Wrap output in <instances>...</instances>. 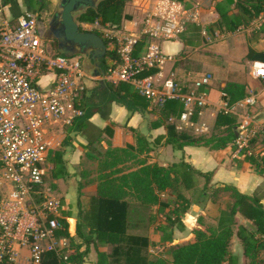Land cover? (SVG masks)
Wrapping results in <instances>:
<instances>
[{
	"label": "crops",
	"instance_id": "0c3cea01",
	"mask_svg": "<svg viewBox=\"0 0 264 264\" xmlns=\"http://www.w3.org/2000/svg\"><path fill=\"white\" fill-rule=\"evenodd\" d=\"M5 2L0 9V23L4 19H15L24 12L35 13L36 8L43 7V2L60 0ZM219 2L230 6L228 15L235 21L240 22L246 18L243 8L247 7L248 0H215L212 6L201 9L198 23L187 24L184 32L175 40L161 44L162 52L171 58L163 68L164 76L172 75L185 85L205 74L212 76L209 86L205 88L209 105L201 117L206 125L202 134L192 135L176 130L174 122L170 120L176 116L170 115L167 120L164 119L161 107L154 102H150L143 113L129 112L113 102H106L103 97L105 85H97L101 79L96 74L103 71L102 67L109 68L112 65L114 59L109 58L105 59L104 64L103 59L96 62L87 60L89 68L83 69L86 79L81 105L86 113L85 127L69 135V127L65 134H62L63 128L53 131L55 146L48 151L45 163L47 176H50L55 186L54 196L60 199L63 206L62 215L67 219L69 237L75 236L79 214L87 210L89 199L97 193L100 174L110 175V180L119 183L123 175L137 172L144 166L156 165L165 169L177 166L178 171L183 172L184 166L181 164L201 174H184L186 179L183 182L176 183L174 188L158 195L157 205L141 204L130 189L123 187L120 201L103 207V216L106 215L107 221H112L125 236L121 243L122 251L115 258L117 264H124L126 256L137 250V255L148 262L159 258L170 261L171 248L193 242L195 229L206 231L207 228H212L217 231L229 227L232 231L229 244L231 255L237 259L238 264L249 263L237 231L240 226L254 230L252 222L245 220L237 212L229 194L221 193L213 201L211 192L231 186L242 195L257 197L264 208V169L253 159L233 157V142L244 116L247 114L264 124V79L254 77L251 67L253 62L264 63V60H251L247 57L249 51L254 56H264V25L260 29H254L251 18L245 20L236 31H225L220 26V17L215 10ZM141 4V0L126 2V18L120 28L114 29L116 36L123 33L139 34L137 7ZM80 27L90 25L80 23ZM215 31L225 36L224 40H216ZM47 43L52 47L51 42ZM48 49L50 53H58L53 47ZM107 50L114 52V47L109 45ZM53 79V74L46 73L40 78V86L49 88ZM228 83L244 86L245 98L253 96L254 106L245 107L242 99L232 104L229 114L221 113V93ZM219 115L220 124L217 126ZM169 126L174 128L175 137L185 134L191 137L194 144L179 138L175 139L174 144L166 143ZM232 126L236 130L234 138L229 135V128ZM225 139H228L225 146L212 147V142L216 144L217 140ZM262 139L255 142L253 148L262 156L264 163ZM93 149L100 154L104 153L103 157L93 155ZM87 159L92 160L96 167L105 162L114 165L107 170L94 171L92 176H88L83 170V161ZM55 165L63 168V178H51L50 172ZM183 208V213H179L178 210ZM111 216H114V220H111ZM140 239L145 241L141 247L132 241ZM77 246L81 253L80 264H95L97 255L94 246L91 244L86 249L81 240ZM99 250L111 253L112 246H101ZM17 254V264H30L27 248H17ZM260 256L264 258V252Z\"/></svg>",
	"mask_w": 264,
	"mask_h": 264
},
{
	"label": "built area",
	"instance_id": "2783aa9c",
	"mask_svg": "<svg viewBox=\"0 0 264 264\" xmlns=\"http://www.w3.org/2000/svg\"><path fill=\"white\" fill-rule=\"evenodd\" d=\"M141 2L137 7L138 35L123 33L104 38L111 41L116 59L102 80L112 85L130 84L160 107L167 100L179 101L183 110L170 119L175 129L200 135L206 130L201 117L209 105L205 88L212 76L205 74L189 85L172 75L164 76L163 68L171 58L162 52L161 44L175 40L187 24L198 23L201 9L212 6L215 0ZM45 25L44 17L32 12L0 23V189L4 187L0 195V264H17V248L28 249L30 264H41L47 254L63 264H76L70 260L73 250L63 206L45 184V160L55 146L53 131L85 117L81 97L86 76L81 58L47 50L41 39ZM263 25L264 6L251 22L254 29ZM214 38L222 36L215 31ZM138 42L143 43L142 53L134 56ZM251 67L254 77L264 79L263 62H253ZM147 68L157 72L138 78ZM46 73L53 74L54 79L49 88H42L40 78ZM228 100L227 94L221 93L223 114L231 112ZM243 102L250 108L255 98L250 96ZM262 138L264 124L246 114L237 128L233 157L253 159L264 169L262 156L253 148Z\"/></svg>",
	"mask_w": 264,
	"mask_h": 264
},
{
	"label": "trees",
	"instance_id": "16d2710c",
	"mask_svg": "<svg viewBox=\"0 0 264 264\" xmlns=\"http://www.w3.org/2000/svg\"><path fill=\"white\" fill-rule=\"evenodd\" d=\"M3 0L2 3H6ZM128 0H101L93 8H87L80 16L79 23L94 25L98 24L102 28H120L122 21L126 16L124 15V6ZM183 1V0H178ZM237 4V2H236ZM264 6V0H248L245 10L246 18L243 21H235L228 15L230 6L227 3L219 2L215 6L216 12L220 17V26L227 32H234L237 28L245 22V20L257 17L262 11ZM82 30V29H81ZM93 33L101 34L98 31ZM106 47L110 45V41L103 39ZM52 47L56 49V44L52 43ZM143 47L142 42H138L134 46L133 55L137 56ZM58 55H61L57 53ZM64 56V55H62ZM247 57L251 60H264L263 57L254 56L249 51ZM116 59V55L113 51H108L103 59ZM103 73L108 67L101 68ZM157 72L154 68H147L138 76V78H144L150 75H154ZM104 94L106 102L115 103L124 107L129 112L143 113L149 107L150 101L145 97L138 94V92L130 85L126 83H118L116 85L104 84ZM223 93H226L229 98V103L233 104L246 97L245 87L235 83H228L223 88ZM161 112L164 119H168L170 115L178 116L182 110V104L176 100H167L161 106ZM85 111V110H84ZM227 115V114H224ZM222 116L228 118L229 116ZM85 117L81 120L75 121L67 131L68 135L72 132L78 131L85 127ZM220 124V115L217 118L216 125ZM229 124V122H228ZM174 128L168 127V137L166 143L174 144L175 139H187L189 144H194L191 137L180 135L175 137L173 134ZM235 128L232 126L229 128V135L234 138ZM66 140V139H65ZM228 139L217 140V143L212 145L214 148H221L226 145ZM264 145V138L262 139ZM108 153H106L107 155ZM114 164L105 162L101 165L102 170L112 168ZM184 166V171H178L177 166H171L168 169L154 166H144L137 172H132L128 175H123L120 178V182L117 183L110 180V175L101 174L98 176V187L95 196L91 197L88 202L87 210L84 213L79 214V220L76 224L75 236L69 237L70 248L73 250L70 255L72 263L80 264L81 253L78 251L77 243L81 240L86 249L89 245H93L96 250V262L95 264H117L115 260L116 256L120 255L121 243L125 239L121 230L114 226L113 222L107 221V216L102 214V209L105 205L118 203L121 199L122 188L127 187L133 192V196L143 205L152 206L159 204L158 195L169 188H174L175 184L184 181L186 178L184 174L191 173L201 176L200 173L194 172L190 167ZM113 174L115 172H112ZM51 178L61 179L65 176L63 168L55 165L50 172ZM171 175H174L172 177ZM213 201L218 199L219 194L226 193L234 200V207L237 208V212L247 221L252 222L254 230H248L244 226H240L237 231V237L241 240L244 248V254L249 259L248 264H264V258L260 256L261 252H264V208L257 197H250L240 194L235 188L231 186H224L222 188L215 189L211 192ZM179 213H183L184 208L178 210ZM106 216V218H105ZM118 218V216H117ZM120 219V218H119ZM111 220H114V216H111ZM61 222L65 227L67 224L62 220ZM61 235L68 236L67 233H60ZM194 241L185 243L182 245H175L171 248V260L156 259L147 261L145 258H140L137 254L139 251H132V255L126 256L124 264H238V261L233 257L229 251L230 239L232 236L231 228H225L221 230H213L207 228L206 231L200 229L194 230ZM131 241V238L129 239ZM139 247L143 246L144 240H132ZM112 246L111 253L107 251L99 250L101 246ZM79 246H82L79 244ZM112 260V261H111ZM63 264L57 260L53 254L45 255L41 264Z\"/></svg>",
	"mask_w": 264,
	"mask_h": 264
},
{
	"label": "water",
	"instance_id": "95a60500",
	"mask_svg": "<svg viewBox=\"0 0 264 264\" xmlns=\"http://www.w3.org/2000/svg\"><path fill=\"white\" fill-rule=\"evenodd\" d=\"M101 0H60L59 9L49 22L43 26L41 39L56 44L59 54L68 58L79 57L96 62L104 59L107 48L101 36L80 28L79 18L87 8H93ZM85 69V63L82 64ZM103 72L96 77L101 80L97 85L103 86Z\"/></svg>",
	"mask_w": 264,
	"mask_h": 264
},
{
	"label": "rangeland",
	"instance_id": "374dc122",
	"mask_svg": "<svg viewBox=\"0 0 264 264\" xmlns=\"http://www.w3.org/2000/svg\"><path fill=\"white\" fill-rule=\"evenodd\" d=\"M131 0H128L127 2H129ZM59 3L60 2H43L42 5L43 7L40 9L39 7L36 8L37 11L35 12V14L37 16H43L44 17V22L45 24H47L52 16V14H54V12H56L58 9H59ZM43 10V11H42ZM41 11V12H40ZM83 31H98L100 34H101V37L104 39L106 36H113L114 35V29L113 28H102L100 27L99 25L97 24H94V25H90V27H80ZM222 36V35H221ZM224 37L225 36H222L221 39H217V40H224ZM111 42V41H110ZM112 42H115V39L112 41ZM46 45V48H52L47 42L45 43ZM110 45H112L110 43ZM49 50V49H48ZM116 55V54H115ZM181 62H185V61H182ZM187 84H190V83H187ZM83 92H85V87H83ZM82 92V93H83ZM64 131L62 132V134H65V131L67 130V127L63 128ZM94 151V154L96 157L98 156H102L103 157V154L104 153H99V151H95V149H93ZM105 159H103L104 161ZM124 159H121V161H123ZM102 161V160H101ZM119 161V160H118ZM95 163L90 160V159H87L85 161H83V170L85 172H87L88 176H92L94 171H102V168L101 166H98L96 167V165H94ZM100 173V172H99ZM96 175V174H95ZM101 175V174H100ZM45 184L48 188L51 189V192L53 195H55V186L53 185L51 179H50V176L48 175L45 179ZM4 192V187L2 186L1 189H0V195L1 193ZM107 251H109L107 249Z\"/></svg>",
	"mask_w": 264,
	"mask_h": 264
},
{
	"label": "flooded vegetation",
	"instance_id": "af4514ba",
	"mask_svg": "<svg viewBox=\"0 0 264 264\" xmlns=\"http://www.w3.org/2000/svg\"><path fill=\"white\" fill-rule=\"evenodd\" d=\"M55 13V12H54ZM54 14H52V16H53ZM52 16H51V18H52ZM50 18V19H51ZM83 62L85 63V66L87 67V68H89V64L87 63V60H83V59H81V63L83 64Z\"/></svg>",
	"mask_w": 264,
	"mask_h": 264
}]
</instances>
